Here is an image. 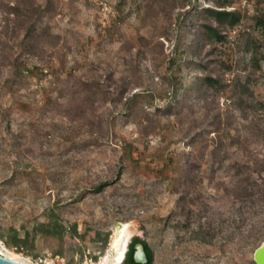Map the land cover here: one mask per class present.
<instances>
[{
  "label": "rangeland",
  "instance_id": "rangeland-1",
  "mask_svg": "<svg viewBox=\"0 0 264 264\" xmlns=\"http://www.w3.org/2000/svg\"><path fill=\"white\" fill-rule=\"evenodd\" d=\"M150 1L130 0L127 9L131 13L121 20L114 9L117 0H0V229L31 230L56 202L57 213L70 228L62 243L55 236L38 235L27 243L31 250L8 248L0 241L1 255L24 264H35L40 258H34L36 253L59 264H67L72 256L75 264H91L95 263L89 255L91 239L100 231L105 236L100 241L104 252L96 261L99 264L107 253L115 257L112 240L128 224L133 233L126 251L133 239L145 241L153 249V264H255L256 248L244 247L237 239L222 238L209 245L191 240L177 225L183 217L170 218L178 211V194L167 181L172 173L157 161L147 164L142 158L138 164L134 162L162 150L160 126L167 123L172 127V150L192 154L205 171L211 166L209 151L224 137L221 130L228 123L231 134L240 140L239 145L227 148L231 160L242 159L239 150L264 156V67L262 72L242 73L249 84L240 89V96L257 110L254 123L239 120V113L225 98L215 105L221 120L218 127L193 108L184 110L180 120L165 118V112L155 110L163 106L158 100L144 113L139 110L143 101L135 103L130 115L123 109L125 99L136 91L161 90L157 66L173 54L179 38L173 2ZM256 1L233 0V7L253 16L264 12V3L257 5ZM200 4L209 3L200 0ZM16 5L22 12L29 5L43 12L37 29L42 41L33 55L24 52L20 41L26 25L39 16L18 20L11 11ZM252 26L245 21L232 31L230 43L217 46L218 53L208 61L233 64L234 42L245 29L264 44V36ZM210 50L211 45L205 44L198 51L208 55ZM16 58L28 66H41L48 74L41 80H13ZM209 69L223 75L219 63L210 64ZM223 78L230 84L232 75ZM230 114L235 122L232 117L228 120ZM204 129L213 132L207 142L198 139L194 147L188 145ZM8 130L17 145L13 152L3 146ZM130 146L128 158L125 150ZM230 170L227 162L213 182L204 180L200 189L206 201L215 194L213 185L218 180L228 182ZM103 182L110 186L95 193ZM224 207L213 206L215 222ZM61 244L66 257L53 253ZM73 247L71 255L67 250ZM76 250L84 254L81 261Z\"/></svg>",
  "mask_w": 264,
  "mask_h": 264
},
{
  "label": "trees",
  "instance_id": "trees-1",
  "mask_svg": "<svg viewBox=\"0 0 264 264\" xmlns=\"http://www.w3.org/2000/svg\"><path fill=\"white\" fill-rule=\"evenodd\" d=\"M130 0H117L114 9L119 13L121 20L130 15L127 9ZM137 2V0H134ZM177 9L178 26L176 31L179 35L174 46L173 54L164 57L158 64V74L162 81V88L158 92H134L123 103L124 111L130 115L133 112L135 103H143L139 110L144 113L145 109L153 106L155 101L162 102L163 106H156V111H163L166 115L163 117H175L181 119L182 113L186 109H196L197 112H204V118L209 119L211 125H220V114L216 111L219 100L227 99L233 107V110L239 113V120L254 123L257 119V113L254 106L247 101H243L240 96V89L246 88L249 79L243 80L242 73L250 70V73L262 72L264 67V44L255 40L252 34L245 29L238 34L234 42V50L231 51L232 63L222 61H208L209 57L218 53L217 46H224L230 43L229 34L241 27L245 21H251L253 30H258L264 36V12H258L253 16H248L247 11H242L233 7V0H205L209 4L202 6L200 0H170ZM150 3L155 4L156 0ZM257 5L264 3V0H257ZM140 9L139 3L137 4ZM147 5V8H150ZM15 18L31 20L35 15L39 16L36 20L29 22L24 28L23 37L20 45L24 52L33 55L36 47L42 41L40 35H37L38 20L41 19L39 7L29 5L26 11L16 5L11 8ZM25 16V17H24ZM23 17V18H22ZM46 37V36H45ZM190 39L185 41V39ZM57 37H53V40ZM205 44L211 45L210 54H200ZM207 55V56H206ZM219 63L223 75H232L229 83L215 74L209 65ZM12 79L25 81L29 79L41 80L48 74L41 66H28L20 58L13 62ZM9 83V80L6 81ZM251 111V114L249 112ZM252 111L254 113H252ZM129 116V115H128ZM162 117V116H161ZM228 120L231 119L230 114ZM232 121L233 117H232ZM235 122V121H234ZM217 126V127H218ZM171 126L161 124L160 131L163 135L162 150L156 154L139 157L134 164H138L143 158L147 164L157 161L164 170L172 173L167 178L168 185L178 194L176 208L178 211L173 214L172 220L182 216L183 220L178 221L180 226L191 240L197 241L200 245H209L213 241L225 238L227 241L237 239L242 242L244 247H259L264 242V156L257 152H248V150H239L243 152L241 160H231L230 150L227 148L239 145L240 140L234 134H231V125L228 123L217 144L209 151L211 166L205 171L199 162L195 161L192 154H182L172 150L173 142L169 136ZM250 129V127L248 126ZM218 133L219 128H215ZM209 130H201L191 137L188 145L194 147L196 141L207 142ZM262 134L263 132L260 131ZM260 135V134H259ZM9 130L4 136L3 146L7 152L17 150V145L12 140ZM247 141V140H246ZM206 145V144H205ZM202 150L201 158H204ZM126 156L131 158L132 147L125 150ZM230 162L231 170L228 173L229 180L224 182L218 180L213 185V194L208 201L201 194L200 187L204 180L210 179L213 182L215 174L223 170V165ZM178 185L175 186V182ZM110 186V182H103L98 185L94 192L99 193ZM87 191V190H86ZM92 191V190H91ZM80 198L83 196L79 195ZM59 202L46 209L44 220L35 223L31 230L20 232L12 227L0 229V241L8 248L24 247L26 250L33 248L27 243L35 239L38 235L43 237H57L62 243L64 236L69 234L70 228L67 227L57 213L56 209ZM223 204L224 212H218L219 219L215 222L212 215L213 206ZM168 221V220H167ZM170 221V220H169ZM41 233V234H39ZM225 235V236H224ZM105 234L97 231L91 239L90 260L96 262L99 256L104 252V246L101 239ZM141 245L144 249L147 263L153 264V249L145 242L135 238L128 245L125 253L124 264H136L133 260V254L136 245ZM75 248H69L67 252L73 255ZM80 254L79 261L83 258V252L76 250ZM54 255L66 257V250L62 244L53 252ZM44 257L42 254H34V258ZM68 260L67 264H75Z\"/></svg>",
  "mask_w": 264,
  "mask_h": 264
},
{
  "label": "bare ground",
  "instance_id": "bare-ground-1",
  "mask_svg": "<svg viewBox=\"0 0 264 264\" xmlns=\"http://www.w3.org/2000/svg\"><path fill=\"white\" fill-rule=\"evenodd\" d=\"M132 233L133 231L131 230L130 226L128 224H123V226L120 228L111 243V249L115 253V257L112 258L110 257L109 253H107L101 258L99 264H121L124 259L127 244L130 240ZM10 259L17 261L13 257H10Z\"/></svg>",
  "mask_w": 264,
  "mask_h": 264
},
{
  "label": "water",
  "instance_id": "water-1",
  "mask_svg": "<svg viewBox=\"0 0 264 264\" xmlns=\"http://www.w3.org/2000/svg\"><path fill=\"white\" fill-rule=\"evenodd\" d=\"M133 260L136 264H146L147 263L144 249L140 244L135 246ZM253 261L255 264H264V242H262L261 245L255 249L253 253ZM0 264H22V263L12 260L0 254Z\"/></svg>",
  "mask_w": 264,
  "mask_h": 264
},
{
  "label": "built area",
  "instance_id": "built-area-1",
  "mask_svg": "<svg viewBox=\"0 0 264 264\" xmlns=\"http://www.w3.org/2000/svg\"><path fill=\"white\" fill-rule=\"evenodd\" d=\"M234 32V31H233ZM45 73H47V71H44ZM35 264H59L57 262H55L53 259L51 258H47V257H40L36 260ZM91 264H96L95 263H91Z\"/></svg>",
  "mask_w": 264,
  "mask_h": 264
}]
</instances>
